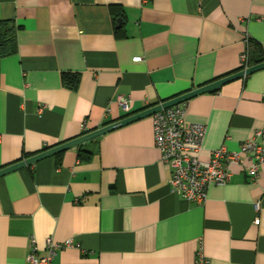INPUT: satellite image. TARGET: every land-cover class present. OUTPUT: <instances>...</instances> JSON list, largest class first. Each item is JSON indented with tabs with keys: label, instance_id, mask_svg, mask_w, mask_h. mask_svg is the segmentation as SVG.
Instances as JSON below:
<instances>
[{
	"label": "crops",
	"instance_id": "1",
	"mask_svg": "<svg viewBox=\"0 0 264 264\" xmlns=\"http://www.w3.org/2000/svg\"><path fill=\"white\" fill-rule=\"evenodd\" d=\"M0 20L19 26L0 55V169L85 119L92 130L241 70L252 40L264 57V0H0ZM186 102L185 122L206 127L201 160L237 151L264 127V68ZM243 165L185 200L153 115L24 165L0 176V264H28L48 237L71 241L53 264H264V165L255 179Z\"/></svg>",
	"mask_w": 264,
	"mask_h": 264
},
{
	"label": "built area",
	"instance_id": "2",
	"mask_svg": "<svg viewBox=\"0 0 264 264\" xmlns=\"http://www.w3.org/2000/svg\"><path fill=\"white\" fill-rule=\"evenodd\" d=\"M243 68L247 66V55L242 54ZM134 62L141 60L140 56L132 58ZM116 103L123 110L128 109L127 98L118 95ZM187 102L162 108L153 113L154 145L160 154V160L170 168L169 184L182 198L194 203H202L206 199L210 185H223L229 179L228 168L232 164H243L250 179L258 176L264 165V145L256 142V137L264 138V127L255 130L252 138L241 143L239 150L231 152L225 146L210 152L208 160H201L199 153L206 127L199 122H185L184 116ZM83 132L88 130L87 120L81 123ZM246 161V163H245ZM258 208V205H255ZM258 224L259 218L253 221ZM71 241L59 242L51 237L44 242V253L37 255V247L32 242L27 254L28 264H53V260L64 246H70ZM202 261V260H201Z\"/></svg>",
	"mask_w": 264,
	"mask_h": 264
},
{
	"label": "water",
	"instance_id": "3",
	"mask_svg": "<svg viewBox=\"0 0 264 264\" xmlns=\"http://www.w3.org/2000/svg\"><path fill=\"white\" fill-rule=\"evenodd\" d=\"M262 68H264V61L257 63V64H254V65H251V66H248L246 68H243L237 72L226 75L222 78H219V79L212 81L208 84H205L203 86H199L195 89H192V90H189V91L184 92L182 94H179L175 97L164 100V101H162L156 105L145 108V109H143L139 112H136L134 114L126 115L121 119H118L116 121H113L111 123L103 125L101 127L92 129L91 131H89L87 133L81 134L75 138H72V139L67 140L65 142H62L60 144H57L51 148H48V149L43 150L37 154H34L28 158L19 160L15 163H12L8 166L1 168L0 169V176L4 175L10 171L16 170L20 167H23L24 165L31 164V163L39 160V159H42V158L51 156L53 154L59 153L61 151H64L70 147L83 144V143H85L89 140H92V139H94V138H96V137H98V136H100V135H102L108 131L116 129L120 126H123L125 124L130 123V122H133V121L138 120L140 118L152 115L153 113L161 110L162 108H167V107L173 106L175 104L187 101L191 97L198 95L200 93H203V92L214 91V90L218 89L221 85H223L229 81L244 77V76L249 75L252 72L259 70V69H262Z\"/></svg>",
	"mask_w": 264,
	"mask_h": 264
},
{
	"label": "trees",
	"instance_id": "4",
	"mask_svg": "<svg viewBox=\"0 0 264 264\" xmlns=\"http://www.w3.org/2000/svg\"><path fill=\"white\" fill-rule=\"evenodd\" d=\"M18 28L19 26H17L12 20H0V55L10 54L15 51L16 31ZM256 50L257 52H260V44L254 42L253 40L250 41L247 56V65H254L264 61L262 53H258L256 56L253 55ZM78 79V72L66 71L62 73V80L69 88H74L78 82ZM89 131H91V129L86 130V132L82 131L81 134L87 133Z\"/></svg>",
	"mask_w": 264,
	"mask_h": 264
}]
</instances>
